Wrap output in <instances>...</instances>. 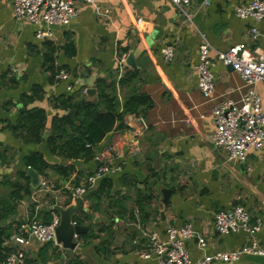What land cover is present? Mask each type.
Returning <instances> with one entry per match:
<instances>
[{
    "label": "crops",
    "instance_id": "obj_1",
    "mask_svg": "<svg viewBox=\"0 0 264 264\" xmlns=\"http://www.w3.org/2000/svg\"><path fill=\"white\" fill-rule=\"evenodd\" d=\"M203 1L191 0L194 23L170 0L82 3L76 19L68 26H54L53 38L41 41L37 25L16 20L13 0H0V224L11 225L15 233L27 217L37 214L44 221L49 212L52 219L55 200L63 208L74 204L70 188L84 183L101 163L100 151L122 138L110 160L119 169L107 175L113 188L103 197L100 210L91 211L85 199L83 210L74 214H89L82 224L73 219L74 225L87 227L75 234L77 248L53 243L47 246V255L55 249V258L46 262L40 257L46 243L37 244L28 248L31 261L62 264L65 258L68 264L73 256H80L87 264H157L155 255H142L151 248V233L158 232L166 241L168 226L188 222L197 233L185 243L192 259L237 250L249 243L250 235L220 234L215 226V213L237 204L249 210L253 221L262 218L256 237L264 248V147L251 149L241 163L228 160L227 153L212 142L217 129L214 104L229 98L241 105L247 87L215 52L211 54L214 100L201 93L197 72L200 32L217 50L241 43L246 55H254L264 48V25L235 13L236 5L253 0H209L200 8ZM98 5L109 12L99 15ZM253 27L261 32L257 40L251 36ZM166 44L176 49L171 61L162 54ZM52 65L56 73L65 69L70 79L58 81ZM84 88L96 89L84 96L98 99L106 92L121 102L138 94L145 103L149 98L151 106L143 105L139 115H127L126 128L94 138V157L71 159L53 150L49 139L58 129L76 136L81 126L77 102ZM257 89L264 106V85ZM99 111L105 112L103 107ZM142 120L148 129L129 153L132 133L143 127ZM65 121L73 126L59 127L68 125ZM29 168L39 176L38 186ZM63 172H70V177L64 178ZM41 184L54 185L56 190L39 194L41 207L36 212L31 195ZM166 189L172 190L168 201ZM234 264H264V256L245 255Z\"/></svg>",
    "mask_w": 264,
    "mask_h": 264
},
{
    "label": "built area",
    "instance_id": "obj_2",
    "mask_svg": "<svg viewBox=\"0 0 264 264\" xmlns=\"http://www.w3.org/2000/svg\"><path fill=\"white\" fill-rule=\"evenodd\" d=\"M170 1L188 22L194 23L191 0ZM82 3L96 4V0H13V12L16 20L37 25L36 36L41 41H45L53 38L54 26H68L79 16ZM208 4L209 0H204L199 6L201 8ZM95 8L99 15L109 12L108 9L103 10L100 5ZM235 13L239 18H253L264 25V0L238 4L235 6ZM199 35L201 42L197 72L199 75L198 87L203 96L214 100L215 76L212 68L215 65V60L212 59V52H215L216 58L223 64L232 66L233 71L239 74L247 87L241 105L233 99L224 98L216 102L212 108V115L217 125V129L212 135L214 146L224 150L228 160L242 163L247 159V154L251 149L264 147L263 97L257 89L259 84L264 85V48L254 55H246V46L241 43L233 44L227 50H217L205 34L200 32ZM260 35V30L253 27L252 38L257 40ZM162 54L165 60H173L176 55L175 46L166 44ZM122 62L123 60L120 59L119 63ZM14 71L17 72L15 69ZM55 77L58 81L69 80L70 74L65 69H61ZM88 90L89 88H84L82 95L88 94ZM142 126V128H136L133 131L137 138L148 129V124L144 120H142ZM115 151L112 148V152ZM114 155L112 154L113 157ZM112 156L107 160L104 156H98L101 163L95 172L88 175L81 185L70 188L76 198L89 190L96 189L105 176L115 169H119L115 168L114 163L110 161ZM45 190L54 191L56 188L54 185L41 184L40 188L34 191L31 199L36 203V212L41 207L39 194ZM255 219L253 221L249 210L243 204H237L228 210L221 209L215 213V226L218 233L244 231L250 235L249 243L237 250L216 252L196 260L192 259L185 243L197 233L193 224L188 222L180 226H168L166 241L161 240L158 232L153 231L150 236L151 248L142 255L145 258L155 255L157 264H234L245 255L264 256V248L256 237L263 227V220L260 217ZM59 224L60 215L56 212L55 205L52 207V219L49 223L39 219L37 214L21 220L19 226L16 227V231L19 228L18 231L5 242L11 252L7 254L1 264H38L30 260L28 248L50 242L57 247H62L56 238V229ZM75 238L78 239V235H75ZM199 241L203 246L206 245V240L201 235ZM65 263L66 259L63 258L62 264Z\"/></svg>",
    "mask_w": 264,
    "mask_h": 264
},
{
    "label": "trees",
    "instance_id": "obj_3",
    "mask_svg": "<svg viewBox=\"0 0 264 264\" xmlns=\"http://www.w3.org/2000/svg\"><path fill=\"white\" fill-rule=\"evenodd\" d=\"M54 62L51 61V64ZM51 71L56 73L53 65L50 67ZM55 77V76H54ZM144 96H131L129 99L121 102L116 96L110 95L106 92H101L98 95V99L96 97L89 96H80L77 102V106L79 107L78 119L81 121V126H79L76 130V136H70L67 134L66 129H58L55 131V135L53 138L50 137V146L53 150L59 149L61 153L65 154L67 158L77 159V158H92L94 157V149L95 146L94 138L97 140V137H100L103 134L110 133L118 128H126L127 125L125 123V117L127 115H139L141 107L146 105V107L151 106V101L148 98L147 103H145ZM99 107H103L105 112H100ZM35 115L31 119V124L34 123ZM68 125L73 126V124H69V121H65ZM59 131L61 134L59 135ZM121 139L118 137L110 144L105 146L101 151V156L105 157V160L110 158L113 154L112 148L116 151L120 145ZM137 144V137L132 133V139L129 145V153L133 152ZM135 145V146H134ZM71 173L63 172L64 178L68 179ZM113 188L112 180L106 176L100 182L97 188L89 195L86 199L88 201L89 207L92 208L91 211H99L100 203L104 196L110 194V191ZM24 197V196H22ZM65 203V202H64ZM142 207V206H141ZM91 216V215H90ZM89 217V214L86 212L77 214L73 216V219L77 221L78 224L84 223L85 218ZM134 217V216H133ZM51 221L49 212L46 213L44 217V222L49 223ZM6 226V227H4ZM0 224V264L4 260V258L9 253V247L5 244L6 240L9 239L14 233L11 229V225ZM87 234L84 235L86 237ZM53 243H46L43 245L42 252L40 257H42V261H46L55 258L56 255L55 249L52 250L54 254H48V247L52 246ZM69 251V250H68ZM66 264V263H65ZM68 264H87L85 261L81 259L80 256H73L72 260L68 262Z\"/></svg>",
    "mask_w": 264,
    "mask_h": 264
},
{
    "label": "water",
    "instance_id": "obj_4",
    "mask_svg": "<svg viewBox=\"0 0 264 264\" xmlns=\"http://www.w3.org/2000/svg\"><path fill=\"white\" fill-rule=\"evenodd\" d=\"M229 68L232 69V66H229ZM95 91H96L95 88H90L88 90V94L93 95ZM28 172L30 176L34 175V177L36 178V183L34 186H38L40 178L39 176H37V173L32 168L31 169L29 168ZM94 190L95 189L87 191L82 196L76 198L74 204H70L65 208L59 206L56 200L54 201L55 209L60 214V224L56 229V238H57V242L61 243L64 248L67 249L77 248V242L75 241V234L83 233L84 230L87 229V227L83 225H74L73 215L83 210L84 200L87 199ZM171 193L172 190L169 189L164 190L165 201H168Z\"/></svg>",
    "mask_w": 264,
    "mask_h": 264
},
{
    "label": "bare ground",
    "instance_id": "obj_5",
    "mask_svg": "<svg viewBox=\"0 0 264 264\" xmlns=\"http://www.w3.org/2000/svg\"><path fill=\"white\" fill-rule=\"evenodd\" d=\"M68 260L66 259V262H67Z\"/></svg>",
    "mask_w": 264,
    "mask_h": 264
}]
</instances>
